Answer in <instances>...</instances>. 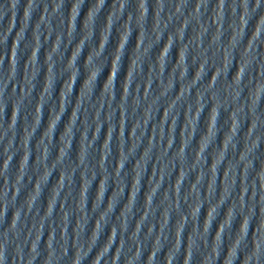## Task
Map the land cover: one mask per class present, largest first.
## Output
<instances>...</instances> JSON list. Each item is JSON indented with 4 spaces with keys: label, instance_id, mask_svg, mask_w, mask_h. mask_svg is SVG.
Returning a JSON list of instances; mask_svg holds the SVG:
<instances>
[{
    "label": "water",
    "instance_id": "1",
    "mask_svg": "<svg viewBox=\"0 0 264 264\" xmlns=\"http://www.w3.org/2000/svg\"><path fill=\"white\" fill-rule=\"evenodd\" d=\"M0 264H264V0H0Z\"/></svg>",
    "mask_w": 264,
    "mask_h": 264
}]
</instances>
